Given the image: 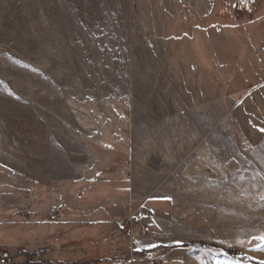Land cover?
Masks as SVG:
<instances>
[{
	"label": "rangeland",
	"instance_id": "1",
	"mask_svg": "<svg viewBox=\"0 0 264 264\" xmlns=\"http://www.w3.org/2000/svg\"><path fill=\"white\" fill-rule=\"evenodd\" d=\"M230 249L264 263V0H0V250L251 264Z\"/></svg>",
	"mask_w": 264,
	"mask_h": 264
},
{
	"label": "built area",
	"instance_id": "2",
	"mask_svg": "<svg viewBox=\"0 0 264 264\" xmlns=\"http://www.w3.org/2000/svg\"><path fill=\"white\" fill-rule=\"evenodd\" d=\"M52 219H56V212H51ZM144 218V215L142 213H138L134 215L129 221L121 225V229L125 231L128 234H133V225L135 223L141 224L142 219ZM13 262V255L9 251L0 250V264H7Z\"/></svg>",
	"mask_w": 264,
	"mask_h": 264
},
{
	"label": "trees",
	"instance_id": "3",
	"mask_svg": "<svg viewBox=\"0 0 264 264\" xmlns=\"http://www.w3.org/2000/svg\"><path fill=\"white\" fill-rule=\"evenodd\" d=\"M203 245L207 247H211L209 245H205V244ZM226 252L228 256L232 257L233 259H237L240 262L251 263V264H264L262 262L250 259L249 257H247L241 251H238V250L230 249V250H226ZM7 264H16V263L12 262V263H7ZM37 264H41V263H37Z\"/></svg>",
	"mask_w": 264,
	"mask_h": 264
}]
</instances>
